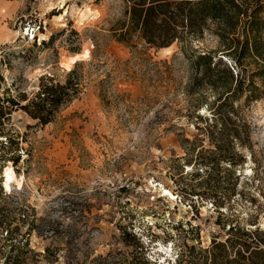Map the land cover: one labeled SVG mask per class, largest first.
Returning a JSON list of instances; mask_svg holds the SVG:
<instances>
[{"label":"rangeland","instance_id":"1","mask_svg":"<svg viewBox=\"0 0 264 264\" xmlns=\"http://www.w3.org/2000/svg\"><path fill=\"white\" fill-rule=\"evenodd\" d=\"M126 9L0 0V264H214L236 230L264 243V29L256 51L242 24L127 46L115 37ZM199 54L210 78L190 65ZM75 62L80 93L52 122L5 101Z\"/></svg>","mask_w":264,"mask_h":264},{"label":"trees","instance_id":"2","mask_svg":"<svg viewBox=\"0 0 264 264\" xmlns=\"http://www.w3.org/2000/svg\"><path fill=\"white\" fill-rule=\"evenodd\" d=\"M124 1L127 4L126 20L119 26L115 37L117 42L127 46H130L132 35L137 34L139 40L148 47L167 48L176 41L183 42L188 38L200 36L208 23L215 24L216 33L220 38H226L233 36L238 24H242L246 27V32L253 35V49L256 51L257 36L264 29V19L261 16L264 12V0ZM248 48V40H245L243 51L246 52ZM190 62L191 67L198 71L201 77L210 78V55L199 54ZM79 66L80 63L75 62L72 68L64 73L61 81L40 78L37 90L30 98L23 99V104L13 99L5 101L36 124L44 126L52 122L59 110L80 93L81 80L77 73ZM3 109L5 107L0 104V119L5 115ZM11 164L15 165L16 160H11ZM2 226L6 229L7 223L0 215V228ZM232 230L229 228V231ZM236 231L237 235L239 234L236 239L227 238L226 241L213 245L211 250H216V254L213 253L214 264H264L263 241L250 231L243 230L241 234L240 230ZM176 261L182 264L183 253H179ZM142 263L147 264L143 256Z\"/></svg>","mask_w":264,"mask_h":264},{"label":"built area","instance_id":"3","mask_svg":"<svg viewBox=\"0 0 264 264\" xmlns=\"http://www.w3.org/2000/svg\"><path fill=\"white\" fill-rule=\"evenodd\" d=\"M31 32H32V30H31V31H29L30 35L28 34V39H31V38H33V37H32V35H31Z\"/></svg>","mask_w":264,"mask_h":264},{"label":"bare ground","instance_id":"4","mask_svg":"<svg viewBox=\"0 0 264 264\" xmlns=\"http://www.w3.org/2000/svg\"><path fill=\"white\" fill-rule=\"evenodd\" d=\"M87 11L89 12V10L87 9Z\"/></svg>","mask_w":264,"mask_h":264}]
</instances>
